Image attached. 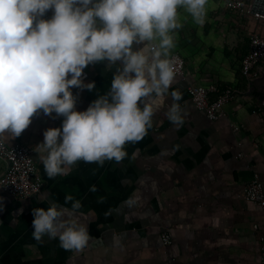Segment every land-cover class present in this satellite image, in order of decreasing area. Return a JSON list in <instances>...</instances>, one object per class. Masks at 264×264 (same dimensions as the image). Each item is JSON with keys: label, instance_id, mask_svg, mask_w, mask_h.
<instances>
[{"label": "crops", "instance_id": "0c3cea01", "mask_svg": "<svg viewBox=\"0 0 264 264\" xmlns=\"http://www.w3.org/2000/svg\"><path fill=\"white\" fill-rule=\"evenodd\" d=\"M177 11L182 27L172 52L184 57V78L175 75L163 98H147L155 108L152 126L142 140L125 145L128 155L121 162L78 161L70 174L49 178L35 147L45 130L61 127L64 117L43 110L19 137L2 135L32 148L42 187L33 197L19 198L0 186V264L259 263L263 215L243 187L253 173L264 184V106L257 108L264 74L249 80L239 70L248 46L240 21L248 17L235 14L223 0H208L203 24L183 8ZM120 66L107 60L89 64L81 79L95 87L70 88L74 110L85 111L105 95ZM188 82L233 85L239 92L224 106L225 117L212 121L189 101ZM173 91L181 93L177 103L186 113L180 126L166 116ZM4 168L0 157V175ZM92 185L97 191L89 190ZM66 196L80 202L75 215L89 232L88 245L80 251L65 250L47 236L42 242L32 237V209L56 203L72 211L73 201L66 204ZM162 229L172 236L167 246L160 239Z\"/></svg>", "mask_w": 264, "mask_h": 264}, {"label": "clouds", "instance_id": "9594fccd", "mask_svg": "<svg viewBox=\"0 0 264 264\" xmlns=\"http://www.w3.org/2000/svg\"><path fill=\"white\" fill-rule=\"evenodd\" d=\"M208 0H0V135L19 137L39 110L64 117L60 128L44 131L35 151L49 178L68 175L78 161L121 162L125 145L142 140L155 114L147 98H163L175 79L178 9L203 24ZM51 19H42L47 10ZM138 45L134 50L133 45ZM117 67L109 91L85 111H75L70 88L91 91L83 70L105 61ZM69 74L71 78H68ZM166 116L176 126L184 123L177 103ZM143 105L142 107L140 105ZM94 174V173H93ZM97 191L92 185L89 189ZM73 201L66 196L65 203ZM72 211L51 203L32 209V237L58 240L65 250H83L90 236ZM0 205V209H2Z\"/></svg>", "mask_w": 264, "mask_h": 264}, {"label": "built area", "instance_id": "2783aa9c", "mask_svg": "<svg viewBox=\"0 0 264 264\" xmlns=\"http://www.w3.org/2000/svg\"><path fill=\"white\" fill-rule=\"evenodd\" d=\"M225 6L237 15H245L240 21V29L248 38L246 51L239 59V70L249 80H253L264 74V6L256 8L254 0H223ZM52 12H46L44 18L51 19ZM254 24L248 29L247 23ZM175 75L184 78V57L174 51ZM87 75L83 73V77ZM189 101L207 119L215 121L224 118L226 113L224 106L232 101L239 90L233 85H220L217 83L186 85ZM264 106V98L258 101L257 108ZM0 157L5 161V168L0 175L2 189L19 198L33 197L42 187V177L38 171L32 148L23 143L7 142L0 135ZM244 196L255 203L263 215L264 222V184L257 173H253L251 179L243 187ZM256 224L253 225L256 228ZM160 239L163 246L172 242L171 234L166 230L160 231ZM258 264H264V233L260 237V260Z\"/></svg>", "mask_w": 264, "mask_h": 264}, {"label": "water", "instance_id": "95a60500", "mask_svg": "<svg viewBox=\"0 0 264 264\" xmlns=\"http://www.w3.org/2000/svg\"><path fill=\"white\" fill-rule=\"evenodd\" d=\"M253 6L256 8H262L264 6V0H254Z\"/></svg>", "mask_w": 264, "mask_h": 264}, {"label": "trees", "instance_id": "16d2710c", "mask_svg": "<svg viewBox=\"0 0 264 264\" xmlns=\"http://www.w3.org/2000/svg\"><path fill=\"white\" fill-rule=\"evenodd\" d=\"M261 98H264V95Z\"/></svg>", "mask_w": 264, "mask_h": 264}]
</instances>
